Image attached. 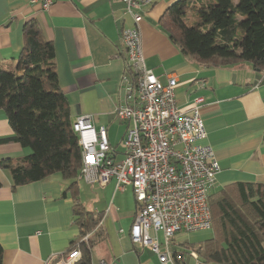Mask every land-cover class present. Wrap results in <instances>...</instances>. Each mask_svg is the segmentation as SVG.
Instances as JSON below:
<instances>
[{"label":"crops","instance_id":"crops-1","mask_svg":"<svg viewBox=\"0 0 264 264\" xmlns=\"http://www.w3.org/2000/svg\"><path fill=\"white\" fill-rule=\"evenodd\" d=\"M177 1L157 0L140 10L146 65L165 84L176 77L181 110L189 111L195 99H204L207 136L202 143L212 147L221 169L211 194L240 182L264 184V71L249 63L207 66L183 54L161 24L168 7ZM30 20L55 47L59 84L74 123L81 115H91L96 128H106L110 143L118 149L117 158H123L127 123L117 118L116 110L128 102L123 77L132 81L133 75L126 69L122 30L134 25L125 14L124 2L57 0L44 10L30 0H0V65L16 64ZM13 133L5 110L0 109V137ZM29 152L19 143L0 144V162ZM77 181V192L68 189L70 180L61 173L14 189L11 173L0 164L3 264H55L80 235L77 204L99 219L91 264H162L151 248L131 240L136 216L131 186L117 189L115 179L104 186L86 183L79 176ZM210 230L197 231L201 233L191 238L190 233L176 234L174 261L165 264L203 262L197 249L213 236ZM159 235L163 241V233Z\"/></svg>","mask_w":264,"mask_h":264},{"label":"trees","instance_id":"trees-1","mask_svg":"<svg viewBox=\"0 0 264 264\" xmlns=\"http://www.w3.org/2000/svg\"><path fill=\"white\" fill-rule=\"evenodd\" d=\"M161 24L181 52L200 64L249 63L264 71V0H178L168 7ZM0 109L14 132L0 137V144L15 142L30 150L22 158L0 162L11 173L13 188L61 173L70 180L68 189L77 192L81 148L59 84L55 47L35 20L24 27L16 64L0 65ZM209 204L213 236L197 249L202 261L264 264V184L225 187L210 195ZM74 212L80 235L71 247L79 246L82 252L76 264H91L95 240L81 239L95 232L99 219L82 204Z\"/></svg>","mask_w":264,"mask_h":264},{"label":"built area","instance_id":"built-area-1","mask_svg":"<svg viewBox=\"0 0 264 264\" xmlns=\"http://www.w3.org/2000/svg\"><path fill=\"white\" fill-rule=\"evenodd\" d=\"M30 1L45 10L57 0ZM122 1L125 14L134 22L122 30L126 69L133 75L132 81L123 77L128 102L116 110L117 118L127 123L123 158H117L118 149L110 143L106 128H96L91 115H81L74 123L82 158L79 178L102 186L115 179L120 190L131 186L136 200L131 240L151 248L165 264L174 261L176 234L212 228L209 197L221 169L212 147L202 143L207 136L204 99H195L189 111L181 110L175 93L176 77L165 84L146 65L140 10L157 0ZM93 233L81 241L88 242ZM193 255L198 258L196 252ZM81 257L79 246L71 247L55 264H76Z\"/></svg>","mask_w":264,"mask_h":264},{"label":"rangeland","instance_id":"rangeland-1","mask_svg":"<svg viewBox=\"0 0 264 264\" xmlns=\"http://www.w3.org/2000/svg\"><path fill=\"white\" fill-rule=\"evenodd\" d=\"M97 126V128H99L100 126L99 125H96ZM123 147V146H122ZM120 157H122V156H120ZM199 234V233H201V232H191L190 234H189V236H190V238L193 236L194 237V235L195 234ZM208 233H212V235H213V231L212 230H210ZM91 239H93V240H95V235H92L91 236Z\"/></svg>","mask_w":264,"mask_h":264}]
</instances>
